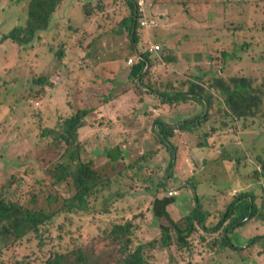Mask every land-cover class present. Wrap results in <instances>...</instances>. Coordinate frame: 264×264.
I'll return each mask as SVG.
<instances>
[{
  "label": "rangeland",
  "instance_id": "374dc122",
  "mask_svg": "<svg viewBox=\"0 0 264 264\" xmlns=\"http://www.w3.org/2000/svg\"><path fill=\"white\" fill-rule=\"evenodd\" d=\"M30 1L0 0V195L8 191V199L37 209L47 189L74 197L72 174L82 163L99 184L77 209L57 211L37 232L0 233V264H40L43 252L78 248L87 264H123L124 248L140 244L147 264H248L240 252L253 241L264 245L256 237H264L262 221L247 224L253 233L243 244L238 229L229 232L225 223L212 230L244 192H254L264 208V106L259 114L232 115L210 77L231 85L244 76L253 89L264 88V0H144L137 15L155 24L135 23L137 42L121 22L130 14L124 0H61L57 31L42 23L41 38L24 46L2 40L11 31L19 35ZM141 53L150 57L144 84L136 78ZM113 58L120 68L95 67ZM175 81L173 90L194 85L202 99L162 105L145 91L147 82L168 88ZM81 111L78 138L57 142L65 119ZM155 120L172 128L171 152L157 137V124L149 131ZM172 190L178 195L171 197ZM28 192L38 194L35 203L27 202ZM157 197L174 198L169 212L180 225L198 198L210 230L196 226L185 247L173 234L164 248L160 228L168 224L153 215ZM116 225H128V232L113 235ZM223 237L240 246L224 245Z\"/></svg>",
  "mask_w": 264,
  "mask_h": 264
},
{
  "label": "trees",
  "instance_id": "16d2710c",
  "mask_svg": "<svg viewBox=\"0 0 264 264\" xmlns=\"http://www.w3.org/2000/svg\"><path fill=\"white\" fill-rule=\"evenodd\" d=\"M129 5L130 14L126 18H122L121 22L125 26V30H130L132 32V41L137 42L138 34L135 30V23L139 24L140 28H143L138 19L136 18V13L134 12V3L132 0H124ZM60 0H31L29 3V11L26 24L24 28L19 27V35L11 31L8 34L3 35L2 40L12 39L13 41H19L21 45H25L29 42L34 41L40 37V24L48 25L50 23L52 12L55 10L56 5ZM138 17V15H137ZM241 51L246 49V45L243 44L239 46ZM156 51V50H155ZM233 52L236 53V50ZM234 54V53H233ZM61 58V57H60ZM140 68L136 78L139 83H143V77L145 73H148L149 68L145 69L147 65V60L150 61V57L147 53H141L140 57ZM144 69V70H143ZM206 73L201 72L199 74V80L203 81L205 79ZM208 75V74H207ZM215 85L226 95L225 104L227 108L232 109V115L237 117L245 116L247 114H259L260 109L264 106V88H256L249 84L247 77H233L231 79V85L220 79L216 80L210 77ZM194 83V82H193ZM196 84V83H195ZM200 84H196L198 87ZM139 89L143 91V87L138 85ZM178 83L175 81L172 85L166 88V84L163 82H147V88L145 91L147 94L154 95L162 105L177 104L180 101H188L190 95L194 98H201L200 90H195L194 85L189 88L188 91L173 90L176 88ZM199 93V94H198ZM143 98V97H142ZM202 99V98H201ZM139 100V98H138ZM190 101V100H189ZM183 103V102H182ZM146 112V111H145ZM85 111H81L77 114L72 115L65 119L62 124L64 132L59 134L57 142L69 141L71 139L78 138V130L81 126L78 124L79 119ZM147 113V112H146ZM148 114V113H147ZM157 124V129L155 125ZM194 123V122H192ZM187 122L185 126L189 128H194V124ZM167 123L155 120L149 129L154 132L156 130V135L159 137L160 141L167 147L168 151L171 152L172 145L169 142V136L173 134V130L170 127H166ZM173 152V151H172ZM263 153V152H262ZM261 153V154H262ZM264 156V155H263ZM111 160H117L118 156L115 153H110ZM260 158H257L258 163ZM170 162V160H169ZM175 158H172L171 166L174 165ZM264 172V160L261 169ZM74 178L73 185L76 187V194L72 196H61L59 194L51 193V189H47L40 198H43L42 205L39 209L29 208L21 206L14 202L13 199H8V191L4 195H0V233H12L24 235L29 232H37L39 227L46 221L50 220L51 217L57 213V211H66L70 213L72 210L77 209V203H81L84 196L88 194L93 185H98L97 173L91 169L87 164H80L77 166L76 171L72 174ZM264 177V174H261ZM61 177H59L60 180ZM237 185V184H235ZM3 192V191H2ZM27 202L35 203L37 201L38 194H31L28 192ZM240 193H242L240 191ZM174 204V198H156L153 202V215L156 219H164L167 222V226H161V242L164 248H168L170 242H172L173 234L177 235V242L180 245H187V242L183 239L191 238L192 234L196 231V226H200L203 230H210L205 226V222L209 213L203 210L199 199L196 200V206L194 211L185 219V224L180 225L171 217L169 212L170 205ZM256 200V194L252 191L244 192L238 197H236L227 207V209L222 214V221L215 228L213 232L219 231L221 224L225 223V229L229 232L236 230L244 225L250 224L253 220L262 221L264 223V208L262 205H258ZM128 225H116L113 228V235H123L124 232H128ZM224 245H229V247L235 246L228 242V239L223 237ZM144 244H140L136 249L128 252L125 250V255L122 258L123 264H147L144 257ZM128 244H126L127 248ZM235 248V247H233ZM88 258L84 254L81 248H78L70 253H58L49 252L48 254L43 252L42 260L40 264H87ZM16 264H30L29 261L21 263L17 261Z\"/></svg>",
  "mask_w": 264,
  "mask_h": 264
},
{
  "label": "crops",
  "instance_id": "0c3cea01",
  "mask_svg": "<svg viewBox=\"0 0 264 264\" xmlns=\"http://www.w3.org/2000/svg\"><path fill=\"white\" fill-rule=\"evenodd\" d=\"M117 67L120 68V63H119V59L113 58V60H108V59H104L103 61H99L95 67L97 68H102V67ZM126 70V69H125ZM128 71V70H127ZM128 76H132V75H128ZM127 79L122 78V81H126ZM262 153V151L260 152ZM262 155H264V153H262ZM247 226L248 225H244L240 228H238V230L236 231V233H239V239L242 242V244L244 242H246L248 239H250L251 235L253 232H250L247 234ZM255 231H257V228L255 229ZM256 237H259V239H263L264 237H262V235H257ZM236 247L240 246L238 243H235ZM261 250H264V245H260L259 247L256 245V242L253 241L251 243L250 246H248L247 249L243 250L240 252V255L244 258L249 259L248 263H257V264H264V254L261 253Z\"/></svg>",
  "mask_w": 264,
  "mask_h": 264
},
{
  "label": "clouds",
  "instance_id": "9594fccd",
  "mask_svg": "<svg viewBox=\"0 0 264 264\" xmlns=\"http://www.w3.org/2000/svg\"><path fill=\"white\" fill-rule=\"evenodd\" d=\"M133 1V0H132ZM60 2H61V0H60ZM60 2L56 5V7H55V10L52 12V15H51V19H50V23H49V26H50V28H51V30L52 31H57V23H58V12H59V10H60ZM134 2V1H133ZM143 3H144V0L142 1ZM142 2H139V0L137 1V2H134L135 4H134V12L136 13V18L138 19V17H137V13H138V9H139V7H142L143 8V3ZM141 3H142V5H141ZM147 16V15H146ZM142 27H144V26H142ZM147 28V27H146ZM77 33H79V32H77L76 31V33L75 34H77ZM178 195V194H177ZM176 195V196H177ZM172 197V196H171ZM236 248V247H235ZM251 262H249L248 264H250ZM252 264H254V263H252Z\"/></svg>",
  "mask_w": 264,
  "mask_h": 264
},
{
  "label": "built area",
  "instance_id": "2783aa9c",
  "mask_svg": "<svg viewBox=\"0 0 264 264\" xmlns=\"http://www.w3.org/2000/svg\"><path fill=\"white\" fill-rule=\"evenodd\" d=\"M143 0H139V2H142ZM143 3V2H142ZM141 3V5H142ZM140 12L143 11L142 7H139ZM138 21L140 23L141 26L144 27H150L153 26L155 24V19L151 16H146L144 13H141L140 16L138 17ZM155 49H158V46H154ZM132 58H128V63H131ZM178 193L176 192V190H172L170 192V196H176ZM252 264V263H250Z\"/></svg>",
  "mask_w": 264,
  "mask_h": 264
}]
</instances>
